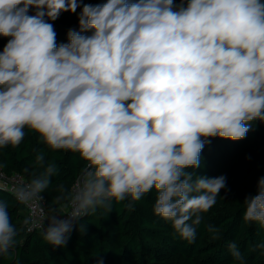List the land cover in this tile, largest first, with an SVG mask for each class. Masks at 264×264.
<instances>
[{
    "label": "clouds",
    "instance_id": "1",
    "mask_svg": "<svg viewBox=\"0 0 264 264\" xmlns=\"http://www.w3.org/2000/svg\"><path fill=\"white\" fill-rule=\"evenodd\" d=\"M77 9L78 29L58 45L50 21ZM0 37V150L18 147L27 128L85 162L75 190L61 189L47 212L57 165L43 152L42 173L25 168L28 181L13 185L19 204L44 214L43 239L64 247L81 218L126 200L132 210L154 189V214L195 242L226 189L224 175L195 171L207 138L242 140L264 122V0H0ZM64 200L72 211L60 215ZM243 204V221L264 229V178ZM9 208L0 198V255L17 242ZM256 249L264 256V242ZM228 250L246 264L236 243Z\"/></svg>",
    "mask_w": 264,
    "mask_h": 264
},
{
    "label": "trees",
    "instance_id": "2",
    "mask_svg": "<svg viewBox=\"0 0 264 264\" xmlns=\"http://www.w3.org/2000/svg\"><path fill=\"white\" fill-rule=\"evenodd\" d=\"M84 3H104L106 0H83ZM179 3V0H174ZM77 13L65 12L54 24L57 44L66 43L69 28L78 29ZM7 38L0 37V51ZM253 129L242 140L231 141L214 137L201 152L198 175L209 178L224 175L226 189L220 192L217 204L203 215L196 228L193 243L175 234L171 222L153 212L156 191L153 189L139 201L132 202L133 209L125 207L129 201L113 203L112 210L102 215L98 209L93 215L76 222L66 246L53 248L43 239V231H27L24 224L23 205L14 194L0 187V198L10 203V216L18 235L16 245L8 254L0 255V264H238L228 250L229 243H236L246 264H264L260 250L255 245L264 242V229L257 223H245L244 198L255 195L259 179L264 178V125L252 122ZM26 135L18 147L0 150V164L7 173L18 172L27 180L28 168L36 175L43 168L35 162L38 152H43L45 164L54 162L57 175L43 193L47 209L53 206L61 189L71 194L72 186L85 162L70 151H52L39 136L25 129ZM69 200L54 206L61 210ZM80 225L86 226L82 234ZM219 230V238L213 239L209 226Z\"/></svg>",
    "mask_w": 264,
    "mask_h": 264
},
{
    "label": "built area",
    "instance_id": "3",
    "mask_svg": "<svg viewBox=\"0 0 264 264\" xmlns=\"http://www.w3.org/2000/svg\"><path fill=\"white\" fill-rule=\"evenodd\" d=\"M258 122L262 123L264 125V122H260V121H258ZM202 139H204V138H202ZM207 139L210 140L211 138H207ZM0 171H2V173H3V175L0 176V187L8 190L12 194H14L13 185H18L22 181L25 183L28 181L22 174H20L18 172L7 173L2 169H0ZM78 178H79V176H78ZM78 178L75 180V182L72 186L71 192H73L75 190V186H76V182H77ZM43 205H44L45 212H47L48 209H47V206L45 203V199L43 201ZM71 211H72V206H71V203L69 200L68 204L65 205L58 212L60 215H67ZM22 212L25 215V219H28V221H29V223L26 225L27 231H29L28 230L29 228L32 229L31 231H43L41 224L45 223V225H46L47 221L45 220L44 214L40 212L39 208H37L35 210V213L33 214V209L23 205Z\"/></svg>",
    "mask_w": 264,
    "mask_h": 264
},
{
    "label": "water",
    "instance_id": "4",
    "mask_svg": "<svg viewBox=\"0 0 264 264\" xmlns=\"http://www.w3.org/2000/svg\"><path fill=\"white\" fill-rule=\"evenodd\" d=\"M212 138H214V137H212ZM212 138H211L209 141H211V140H212Z\"/></svg>",
    "mask_w": 264,
    "mask_h": 264
}]
</instances>
